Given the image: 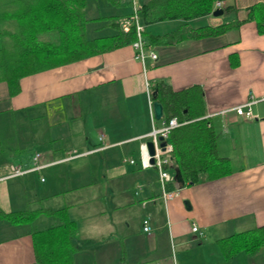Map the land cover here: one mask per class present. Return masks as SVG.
Segmentation results:
<instances>
[{
    "label": "crops",
    "instance_id": "obj_1",
    "mask_svg": "<svg viewBox=\"0 0 264 264\" xmlns=\"http://www.w3.org/2000/svg\"><path fill=\"white\" fill-rule=\"evenodd\" d=\"M221 1L229 6L221 15L187 21L193 28L239 22L221 34L148 43L147 33L161 35L185 21L146 23L144 39L157 57L146 58L145 70L127 44L25 75L14 94L0 81V210L65 207L76 226L74 264H264V245L226 259L218 242L264 226V31L248 18L249 7L264 0ZM111 6L108 15L129 12L127 0ZM88 10L99 13L91 3ZM88 24L89 37L111 31ZM145 81L152 92L155 83L200 87L229 174L202 175L193 184L175 180L174 195L163 200L156 167L140 160L146 134L164 119L161 103L163 115L152 121L157 99ZM250 99L252 117L231 109ZM9 164L26 171L6 176ZM60 222L45 212L21 221L0 215V264H34L33 232Z\"/></svg>",
    "mask_w": 264,
    "mask_h": 264
},
{
    "label": "trees",
    "instance_id": "obj_2",
    "mask_svg": "<svg viewBox=\"0 0 264 264\" xmlns=\"http://www.w3.org/2000/svg\"><path fill=\"white\" fill-rule=\"evenodd\" d=\"M107 1L118 3V0ZM214 1L145 0L141 11L144 24L174 18L185 21L161 35L147 33V42L171 43L217 35L237 26L238 21H227L216 26L190 27L187 21L210 14ZM88 6V0H0V81L7 83L10 94L19 90V80L25 75L109 51L135 39L133 27L127 31L121 28V15L100 12L93 15ZM249 17L257 21L258 30L264 31V4L250 6ZM95 21L110 26V33L87 36L86 25ZM154 89L151 97L163 104V118L176 117L182 122L170 129L167 140L173 146L170 166L180 172L183 183H196L202 175L216 179L229 174L231 163L228 157L218 153L200 87L190 85L172 90L163 83H155ZM174 183L167 182L166 188L174 189ZM36 212L57 215L61 222L33 232L34 264H74L73 255L78 249L74 241L76 226L68 218L65 207L0 210V215L21 221L33 218ZM218 242L226 259L239 251L254 253L264 245V226L236 231L218 238Z\"/></svg>",
    "mask_w": 264,
    "mask_h": 264
},
{
    "label": "built area",
    "instance_id": "obj_3",
    "mask_svg": "<svg viewBox=\"0 0 264 264\" xmlns=\"http://www.w3.org/2000/svg\"><path fill=\"white\" fill-rule=\"evenodd\" d=\"M127 4L129 7V12L126 15H123L119 18V24L121 28L125 31H127L130 27H133L134 33H135V39L130 43V45L134 48V57L141 61L143 65V69L145 70V60L146 58H150L151 60L156 59L157 54L154 50L149 49L147 47V43L144 39V32H145V24L142 20V0H127ZM222 1L221 0H215L213 9L215 7H221ZM145 86L148 95L152 93L150 84L148 81H145ZM264 100V97L262 98ZM255 100H247L241 104L233 106L231 109L237 114V115H244L246 117H252V111H251V103H253ZM220 113H225L226 109H222L219 111ZM150 114L151 119L153 121V112L152 107L150 104ZM182 122H179L176 117H170L169 119L165 120L163 119L160 123V125H153L151 130L146 134L147 137H149L153 143L154 146V153L152 155H149L146 150V144L143 142L141 145V165L143 167L153 165L156 167L158 172V180L160 184V191H161V197L163 200H167L170 197L174 195V190H168L166 188V183L169 181H175L174 174L168 171V168L166 166H170L172 164V150L173 146L172 144L167 140L168 133L170 129L173 127H176L180 125ZM159 136H162L164 139V144L160 145V139ZM101 137V136H100ZM110 143L104 142L103 146H108ZM38 156L36 154L35 158ZM150 157L153 158V162L151 163L149 161ZM132 162L133 160L130 159ZM41 165H36L32 167L30 170L38 169ZM26 171V169L21 168L19 165H13L9 164L6 170V176H13L22 174ZM142 229L144 231L150 230V225L148 223L147 218H143L142 221ZM190 229L192 231H197L199 235L202 234L201 231L198 230V226L196 223H192Z\"/></svg>",
    "mask_w": 264,
    "mask_h": 264
},
{
    "label": "water",
    "instance_id": "obj_4",
    "mask_svg": "<svg viewBox=\"0 0 264 264\" xmlns=\"http://www.w3.org/2000/svg\"><path fill=\"white\" fill-rule=\"evenodd\" d=\"M213 15L217 16V15H221L223 13V8L222 7H215L212 12ZM151 107H152V112H153V116L156 119H160L163 115V110H162V104L161 102L157 101V100H153L151 103ZM160 141V145L164 144V139L162 136H159ZM146 150L147 153L149 155H152L154 153V146L151 140L146 141ZM149 161L152 163L153 162V158L150 157ZM174 179L180 184H183V179L181 177L180 172L175 169L174 172Z\"/></svg>",
    "mask_w": 264,
    "mask_h": 264
},
{
    "label": "rangeland",
    "instance_id": "obj_5",
    "mask_svg": "<svg viewBox=\"0 0 264 264\" xmlns=\"http://www.w3.org/2000/svg\"><path fill=\"white\" fill-rule=\"evenodd\" d=\"M91 3V5L93 6V7H97L98 8V12H100V13H104V14H108V5L110 6V7H112L111 6V3L109 2V1H107V0H88V4H90ZM113 5V4H112ZM128 5V4H127ZM128 7H130L129 5H128ZM87 27H88V36H91L92 34H93V31L91 30V32H90V24H87L86 25ZM90 32V33H89ZM159 120V119H158Z\"/></svg>",
    "mask_w": 264,
    "mask_h": 264
}]
</instances>
